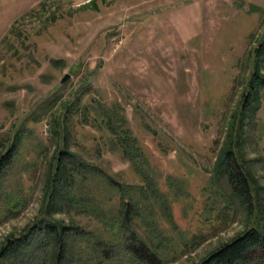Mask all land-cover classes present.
<instances>
[{
	"label": "rangeland",
	"instance_id": "rangeland-1",
	"mask_svg": "<svg viewBox=\"0 0 264 264\" xmlns=\"http://www.w3.org/2000/svg\"><path fill=\"white\" fill-rule=\"evenodd\" d=\"M253 73L264 77V0H0V157L16 147L0 180V249L42 220L100 229L64 206L63 190L49 195L61 151L139 185L102 122L114 106L165 200L157 231L136 218V232L162 264H200L258 223L225 178L212 185L229 142L264 215V90L240 115ZM99 187L116 208L117 194Z\"/></svg>",
	"mask_w": 264,
	"mask_h": 264
},
{
	"label": "trees",
	"instance_id": "trees-1",
	"mask_svg": "<svg viewBox=\"0 0 264 264\" xmlns=\"http://www.w3.org/2000/svg\"><path fill=\"white\" fill-rule=\"evenodd\" d=\"M247 85L240 115L249 114L252 96L258 90H264V77L253 73ZM115 110L114 106L106 107L102 111V122L112 135L110 142L114 149L129 163L139 185L117 182L102 169L77 163L73 155L61 151L56 158L49 195L63 190L64 206L90 216L100 224V229L85 231L75 226H61L56 221L42 220L26 235L5 243L0 249V264H47L46 256L51 248L50 264H69L70 261V264H111L118 262L120 257L128 258V264H162L158 254L135 230L137 218L152 234L154 230L157 231L158 225L152 216L154 207L165 204L158 187L161 179L154 174L146 153L132 136L127 121ZM245 118L248 122L249 118ZM15 154L13 144L0 157V180L4 178ZM237 154L236 144L229 142L215 167L212 185L215 186L218 178H225L240 205L251 216L255 213L254 218L258 219V223L251 225L200 264H264V215L258 212L261 199ZM75 176L80 178L82 185L80 181L76 184ZM99 185L117 194L116 208L105 204L104 194L98 193L101 191ZM77 242L84 246L73 251Z\"/></svg>",
	"mask_w": 264,
	"mask_h": 264
},
{
	"label": "water",
	"instance_id": "water-1",
	"mask_svg": "<svg viewBox=\"0 0 264 264\" xmlns=\"http://www.w3.org/2000/svg\"><path fill=\"white\" fill-rule=\"evenodd\" d=\"M69 75L68 74H66V75H64V77L61 79V81H60V84H64V83H66V81L69 79ZM92 82V80H91V78L89 77V79H88V81H87V84H90Z\"/></svg>",
	"mask_w": 264,
	"mask_h": 264
},
{
	"label": "built area",
	"instance_id": "built-area-1",
	"mask_svg": "<svg viewBox=\"0 0 264 264\" xmlns=\"http://www.w3.org/2000/svg\"><path fill=\"white\" fill-rule=\"evenodd\" d=\"M45 129H47V127L45 126ZM46 132V131H45Z\"/></svg>",
	"mask_w": 264,
	"mask_h": 264
}]
</instances>
